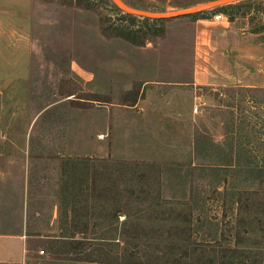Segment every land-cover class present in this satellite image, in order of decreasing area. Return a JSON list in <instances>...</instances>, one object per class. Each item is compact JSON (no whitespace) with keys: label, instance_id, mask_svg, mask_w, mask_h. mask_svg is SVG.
Returning a JSON list of instances; mask_svg holds the SVG:
<instances>
[{"label":"rangeland","instance_id":"374dc122","mask_svg":"<svg viewBox=\"0 0 264 264\" xmlns=\"http://www.w3.org/2000/svg\"><path fill=\"white\" fill-rule=\"evenodd\" d=\"M219 1L0 0V236L26 263L264 264V0ZM198 19L223 84L193 83Z\"/></svg>","mask_w":264,"mask_h":264},{"label":"crops","instance_id":"0c3cea01","mask_svg":"<svg viewBox=\"0 0 264 264\" xmlns=\"http://www.w3.org/2000/svg\"><path fill=\"white\" fill-rule=\"evenodd\" d=\"M10 5L5 6L6 13H9L10 16H31L30 8L31 5L26 4L27 0L23 5L22 11H14L13 8L18 7L14 3V0H9ZM8 16V14H6ZM213 21L201 20L198 19L195 22V47H194V63H193V83L196 85H208V84H223L224 81H219L215 79L217 75L213 74V69H219L221 73L220 79L225 80V76L228 77L230 66L226 64L225 66L220 65L217 61L219 58V53H224L223 49H217L214 45L216 39L213 38L214 34L211 36L213 30H215L218 24H214ZM221 23V22H220ZM225 27H228L230 24L223 23ZM227 25V26H226ZM224 27V26H221ZM230 27V26H229ZM227 35V34H225ZM217 55V57H215ZM220 60V59H219ZM223 60V59H222ZM224 61V60H223ZM226 67V69H225ZM218 72V73H219ZM227 79V78H226ZM234 80V79H233ZM237 81V80H234ZM241 81V80H238ZM26 249H25V239L20 235H11V236H0V264H29L26 263Z\"/></svg>","mask_w":264,"mask_h":264},{"label":"trees","instance_id":"16d2710c","mask_svg":"<svg viewBox=\"0 0 264 264\" xmlns=\"http://www.w3.org/2000/svg\"><path fill=\"white\" fill-rule=\"evenodd\" d=\"M251 0H243L240 1L238 3L235 4H226L223 6H219L217 8H215L216 11H221L223 12L225 15L227 16H234L235 12H233V9H239L241 6H243L246 3H251ZM206 12V11H205ZM205 12H201L203 14H205ZM239 13V12H238ZM244 14V12H242ZM123 17L129 18L131 22L136 21V17H134L133 15L129 14V13H125L123 14ZM151 17H146L143 18L144 22L151 20L152 24H160L162 22V18H152L149 19ZM111 31H112V35L117 36V37H121L127 41H129L132 44H136V45H142L145 40L150 37L151 35L148 34H144V32H142V30H133L131 28V26L128 25H122V24H117V23H113V25L108 26ZM105 29L107 27H104ZM139 31L141 34H139ZM66 237V236H63Z\"/></svg>","mask_w":264,"mask_h":264},{"label":"water","instance_id":"95a60500","mask_svg":"<svg viewBox=\"0 0 264 264\" xmlns=\"http://www.w3.org/2000/svg\"><path fill=\"white\" fill-rule=\"evenodd\" d=\"M233 1H235V0H222V1H219L218 3H230V2H233ZM116 2L119 3L118 0H116ZM129 12L132 13V14H141L143 16H151V15L146 14V13L134 12L132 10H130Z\"/></svg>","mask_w":264,"mask_h":264},{"label":"built area","instance_id":"2783aa9c","mask_svg":"<svg viewBox=\"0 0 264 264\" xmlns=\"http://www.w3.org/2000/svg\"><path fill=\"white\" fill-rule=\"evenodd\" d=\"M222 17V15L221 14H218V15H215L214 16V18L215 19H219V18H221ZM197 110V108L195 107V111ZM43 251H41V253H42Z\"/></svg>","mask_w":264,"mask_h":264}]
</instances>
